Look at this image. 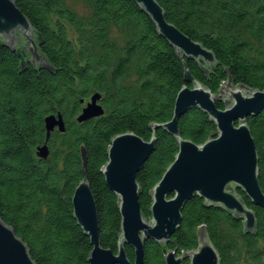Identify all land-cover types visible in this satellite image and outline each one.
<instances>
[{"label": "trees", "instance_id": "1", "mask_svg": "<svg viewBox=\"0 0 264 264\" xmlns=\"http://www.w3.org/2000/svg\"><path fill=\"white\" fill-rule=\"evenodd\" d=\"M15 1L42 36L40 49L50 66L29 64L22 70L21 55L0 38V217L25 240L37 264H89L93 246L74 217L72 203L85 171L99 208L101 244L117 252L120 199L102 172L112 138L134 131L150 139L155 122L170 120L186 83V66L215 94L229 79L264 89V0H158L169 21L214 51L217 62L208 66L209 73L203 60L172 46L135 0ZM75 1L84 5V13ZM22 54L26 57L25 51ZM95 92L102 93L105 114L78 121ZM216 103L226 107L223 99ZM58 112L66 130L51 133L50 154L40 158L45 117ZM247 121L256 140L264 190V110ZM179 127L184 138L196 143L217 130L216 122L198 108L186 112ZM156 136V149L138 173L147 218L152 215V189L179 150L177 138L167 130L157 129ZM237 192L256 211V233L244 230L243 218L195 195L185 204L182 224L168 243L145 241L146 264H166L169 249H196L201 228L222 264H264V208L243 189ZM125 246L134 261L135 249Z\"/></svg>", "mask_w": 264, "mask_h": 264}, {"label": "water", "instance_id": "2", "mask_svg": "<svg viewBox=\"0 0 264 264\" xmlns=\"http://www.w3.org/2000/svg\"><path fill=\"white\" fill-rule=\"evenodd\" d=\"M135 1L150 15L158 32L172 46L188 57L203 60V68L209 73L208 66L217 62L213 50L169 21L158 0ZM0 38L21 55L22 70L29 64L50 66L48 58L40 49L42 36L36 32L15 0H0ZM23 39L25 42L19 46ZM23 50L29 54V58L22 54ZM184 79L186 83L177 94L172 118L166 122H155L150 139L134 131L120 133L112 138L109 159L102 172L107 185L120 199L121 232L117 252L101 244L99 208L86 171L76 186L72 197L73 212L78 224L90 236L93 248L88 258L89 264H146L145 241L155 239L168 243L182 224L185 204L195 195L205 199L209 205L222 206L226 211L243 218L246 232H257L256 211L240 197L237 188L243 189L254 204L264 208V190L259 179V154L247 121L249 116L264 110V89L235 85L229 79L222 85L221 94H215L196 80L188 66ZM223 92L227 94L225 99L221 98ZM101 99V92L92 94L77 120L82 122L104 115L105 108ZM217 99H223L226 107H218ZM195 108L203 110L217 124V130L203 143L184 138L179 127L180 118ZM45 126V143L37 148L40 158L49 156L48 141L51 133L56 129L64 132L66 121L61 112L52 113L45 117ZM159 128L177 138L179 150L152 189V217L148 219L140 204L138 173L156 149V131ZM82 160L85 166V147H82ZM126 244L135 249L134 261L127 256ZM188 258L189 264H222L221 255L205 228L199 231L196 249L182 255L178 254L177 248L169 249L165 255L166 264H185ZM0 264H37L25 240L1 217Z\"/></svg>", "mask_w": 264, "mask_h": 264}, {"label": "rangeland", "instance_id": "3", "mask_svg": "<svg viewBox=\"0 0 264 264\" xmlns=\"http://www.w3.org/2000/svg\"><path fill=\"white\" fill-rule=\"evenodd\" d=\"M73 3V2H72ZM74 5H75V7L81 12V13H84L85 12V8H84V5L81 3V2H78V1H75L74 2ZM25 42V39H23V42L22 43H20L19 44V46H22V44ZM24 51V50H23ZM25 53H26V58H29V54L25 51ZM219 94H221V92L219 93ZM221 98H227V94L225 93V92H223L222 93V97ZM235 185H233V187H234ZM151 217H152V215H151ZM151 217H149L148 219H150ZM179 255H182L183 254V252L182 253H178ZM189 259V258H188Z\"/></svg>", "mask_w": 264, "mask_h": 264}]
</instances>
